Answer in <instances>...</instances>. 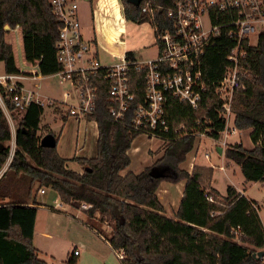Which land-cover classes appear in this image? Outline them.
I'll list each match as a JSON object with an SVG mask.
<instances>
[{
  "label": "trees",
  "instance_id": "16d2710c",
  "mask_svg": "<svg viewBox=\"0 0 264 264\" xmlns=\"http://www.w3.org/2000/svg\"><path fill=\"white\" fill-rule=\"evenodd\" d=\"M121 2L125 19L136 24L149 21L155 37L157 31L173 29L167 9L174 0H142L138 6L127 0ZM146 2L155 6L153 15L142 11ZM16 26L21 30L27 61H38L42 75L61 68L55 47L60 23L49 0H0V61L5 72L17 71L13 47L6 39L8 31ZM245 48L246 57L239 64L244 73L240 76L241 86L233 92L231 110L233 126L251 130L253 147L247 149L241 143L226 145L224 156L239 167L245 182H257L264 181V33L254 45ZM216 49L226 52L227 48L217 45ZM131 81L137 86L134 92L140 101L144 77L133 72ZM4 99L7 108L13 111L9 99ZM111 103L107 85H100L97 109L87 118L97 123L96 155L72 158L82 168L80 173L69 168L67 160L57 152L59 134L41 124L44 113L41 104L31 102L25 110L12 112L18 113L14 122L15 148L0 178V264H48L38 257L33 245L37 207L26 203L35 184L37 188L54 190L63 204L83 211L91 223L107 224L111 230L105 239L113 250L122 253V264H195L196 255L190 250H180L168 258L151 248L149 231L130 223L133 218H143V204L157 199L162 181L181 180L185 185L175 219L203 228L216 222L222 225L221 236L205 264H263V257H253L264 250V226L256 202L242 200L245 198L232 185L220 199L211 186L212 166L194 164L190 171L181 167L198 142L191 134L196 120L200 121L201 129H207L210 138L222 137L225 122L220 101L203 97L199 107L192 108L169 97L167 113L171 129L167 135L172 136L173 128L180 124L185 129L180 132L185 134L171 138L161 155L139 173L124 174L122 171L130 163L128 150L140 132L130 126L129 120L114 121L108 112ZM54 108L64 121L67 116L64 107ZM42 133L51 136L53 145L41 144ZM10 140L11 128L0 106V168L9 155ZM208 196L213 200H208Z\"/></svg>",
  "mask_w": 264,
  "mask_h": 264
},
{
  "label": "built area",
  "instance_id": "2783aa9c",
  "mask_svg": "<svg viewBox=\"0 0 264 264\" xmlns=\"http://www.w3.org/2000/svg\"><path fill=\"white\" fill-rule=\"evenodd\" d=\"M49 3L60 23L55 47L61 68L42 75L38 61H27L24 49L14 47L17 71L0 74V106L9 125L12 112L25 110L31 102L42 105L36 90L38 77L57 76L61 84H68V88L62 90L60 98L44 97L46 105L62 106L67 116L87 119L97 109L99 86L105 84L112 102L108 109L110 117L116 122L129 120L134 130L159 138L163 147L171 138L185 134L180 132L185 130L180 124L173 128L172 136L167 135L171 129L167 113L171 96L192 108H198L203 97L220 101L225 128L220 139H213L218 141L220 148L225 146L230 134L237 133L231 110L233 92L241 86L240 76L244 72L239 64L246 57L245 46L256 43H252V35L257 41L264 33V0H174L167 9L173 29L157 31L156 56L140 59L135 51L125 52L110 64L100 62L96 39L93 36L85 38L79 20L78 0H49ZM154 7L146 2L142 11L153 15ZM10 31L18 33L19 27ZM217 45L227 48L226 52L217 50ZM133 72L144 77L140 101L134 92L137 86L131 81ZM28 80L33 81L29 87L26 85ZM4 94L13 111L7 108ZM193 127L191 134L198 142L210 138L207 129L200 128L199 120ZM10 141V152L0 168V178L15 148L12 131ZM204 156L209 158L208 153ZM37 192L44 193V188H38ZM207 199L213 200L212 196ZM56 204L62 205L61 202ZM81 206L89 207L86 204ZM72 253L77 256L79 250L74 249ZM117 256L123 257L121 252Z\"/></svg>",
  "mask_w": 264,
  "mask_h": 264
},
{
  "label": "rangeland",
  "instance_id": "374dc122",
  "mask_svg": "<svg viewBox=\"0 0 264 264\" xmlns=\"http://www.w3.org/2000/svg\"><path fill=\"white\" fill-rule=\"evenodd\" d=\"M78 7L79 20L83 26L84 36L86 39L90 38L91 36L96 39L97 49L99 52L98 57L101 63L110 64L116 62L119 59L118 56L120 54L132 51H135L136 56L140 59H148L156 56V37L154 35V28L149 21L136 24L131 21H124L121 19L120 24H112V22L116 20V17L103 9L101 11L97 9L93 15L91 14L92 3L90 1L78 0ZM12 32L13 31L10 30L8 31L6 39L13 42L12 37H14V33ZM111 37H113V40H111ZM251 41L252 43H255L256 37L252 35ZM12 45L14 48L16 42ZM3 72L4 66L0 61V74ZM31 84L32 82H28V86ZM39 84H42L45 88V90L42 89L45 95L48 93L53 95L54 98H60L62 90L68 88L67 83L60 84L59 78L57 76L46 77L44 81L39 82ZM36 90H38V87ZM47 96L48 95L40 97V100H42V104L44 106L41 124H47L49 128H51L55 133L59 134V136L66 135L70 140V138L74 137L76 127H68L69 123L67 121L61 120V114L55 110L56 108H54L52 105H46L44 97ZM17 114L18 113H12V121H10L11 131L13 134L15 126L14 122ZM42 136L45 137L47 135L46 133H42ZM226 140L225 146L233 143H241L247 149L253 147L250 130L237 129V133L230 134ZM69 142V145L71 146V140ZM217 142L218 141H214L211 138H204L200 142H197L193 149L187 154V158L181 164V166L183 167L187 160L195 154H197V156H195L196 159L194 158L195 161L194 159H191V163L197 162V160L206 164L211 163L214 167L211 183L212 186L218 191V197L221 199L226 195V189L229 185L241 189V191H243L245 194V199L242 200L249 199L256 202V206L264 226V181L245 182L239 167L232 162L226 161L224 155L221 156L217 152ZM9 145L11 146V141ZM225 146L221 145L223 154ZM162 148V142L159 138L150 137L146 134L140 133L133 139L128 150V155L130 158V163L128 166H131L137 162H140L143 165H151L153 160L161 155ZM13 153L14 150L12 151V154ZM204 153H208L210 157L205 158ZM67 161L70 163L71 159L69 158ZM220 166H222V168ZM45 191L46 192L44 194L39 192L37 193V201L47 205H54L52 201L56 196V192L50 188H47ZM56 200L59 201L57 198ZM62 207L64 212L67 211L66 214L51 210L48 207L41 208L39 211L40 223L45 227L46 231L50 233V235H43L37 233L36 231L33 245L37 250V255L39 258L45 260L48 264H121V261L117 256L118 251H113L111 256L106 257L105 254H102V252L98 251L96 246L88 242L86 238L88 233L83 226L90 227L89 224L91 222L83 215V213L74 212L73 210L75 209L67 207L63 203ZM74 214H77L79 217L76 219V221L73 219ZM104 225L105 226L103 227L101 224L96 225L91 223V227L106 238L111 229L106 226V224ZM131 225L136 228H140V219L135 218L131 222ZM166 226V223H162V225L159 226L160 230H157V227H155V230H152L151 234H149L151 243L150 247H157L159 252L162 251V247L165 245L164 241L160 240V237L162 236L160 232L162 230L163 232L168 230ZM221 228V223L216 222L211 225L207 231L198 230L195 231L196 233H192V236L196 235L198 238V246H192L190 249V251L194 252L196 255L195 264H205V262L210 258L213 253V245L221 236ZM82 241L86 243L89 249L88 257H86V260L82 261V256H80L75 262H70L69 257L71 256L74 247H78L83 255L84 249L80 244ZM182 249L184 248L180 247L179 250ZM173 255L174 253H171L169 256H165L171 258L174 257ZM262 257L264 258V256Z\"/></svg>",
  "mask_w": 264,
  "mask_h": 264
},
{
  "label": "crops",
  "instance_id": "0c3cea01",
  "mask_svg": "<svg viewBox=\"0 0 264 264\" xmlns=\"http://www.w3.org/2000/svg\"><path fill=\"white\" fill-rule=\"evenodd\" d=\"M107 1H109V2H107ZM107 1L106 0H92L91 1V3H92L91 14L93 15V13L97 9L99 11H101L103 9V10L107 11L108 13H110L111 15L116 17L115 18L116 20H114L112 22V24L113 23L120 24L121 19L125 21L126 19L124 17V13L122 11L123 7L121 6L122 5L121 0H112V1L107 0ZM12 33H14V32H12ZM13 35H14V37H12L13 42L11 40L10 41L7 40V41L9 43H11V45L16 42V45H14L15 47L18 46L20 48L21 47L23 48L20 28H19V32L18 33L16 32ZM111 40H113V37H111ZM12 47H13V45H12ZM13 52H14V48H13ZM38 78L39 79L36 80V83L39 85L37 91L39 92L40 96L48 95L47 97L52 98L53 95H51V94L47 93L45 95V93L42 91V89L45 90V88L43 87L42 84H39V82L44 81L46 76H41V78L40 77H38ZM28 82L33 83V81L28 80V81H26L27 86H28ZM42 106H43V104H42ZM64 121H67L69 123L68 127H76V130H75V133L73 132L74 137L70 138L71 146L69 145L70 140L68 139V136H66V135L59 136L57 143H56L57 152L59 153V155L61 157L65 158L66 160L70 158L71 159L70 163H69V161H66L68 167L80 173V172H82V168L78 165V163L76 161L72 160V158L74 156L93 157L96 155L97 123L94 120L84 119V118L79 119V118H75L72 116H66ZM13 136L15 139L14 134H13ZM135 146H137V145H135ZM216 147H217V149L220 148L218 145H216ZM218 153L221 156L224 155L222 153V149H221V152H218ZM195 155L197 156V154H195ZM194 158H195L194 155H192L187 160L186 164L183 167L182 166L181 167L190 171V169L192 168V166L194 164L212 166L211 163L206 164V163L200 162L198 160H197V162L191 163L190 162L191 159H194ZM195 159H194V161H195ZM225 160H226V158H225ZM154 161H155V159L153 160V162ZM145 163H147V162H145ZM143 166L146 167L149 165L148 164L143 165L142 163L137 162V163L125 168L122 171V173L123 174L127 173V172L139 173L140 171H142L144 169ZM159 167H162V166H159ZM220 167L222 168V166H220ZM168 169H170V168H168ZM166 170H167V167H166ZM184 185H185V182L183 180L177 181V182L162 181L160 183L159 188H158L157 193H156L157 199L143 204L144 216H143V218H139L140 223H141L140 228H146L149 231V234H151L152 230H155V227H157V230H160L159 226H161L162 223L163 224L166 223V225H167L166 227L168 228V230H165L164 232L162 230L160 232L162 234V236L160 237V240L164 241V243H165V245L162 247L161 252L164 253L166 256L171 255V253H174L173 256H175V254L178 251H180L179 250L180 247L184 248L182 250H190L192 246L193 247L198 246V244H197L198 238L196 237V235L192 236V233L195 231H198V230L199 231H207L211 227V226L209 228L198 227L192 223L179 221V220L175 219L174 213L176 212L177 207L179 205ZM211 186H212V183H211ZM213 188H215V187H213ZM234 188L244 197L245 194L243 191H241V189L236 188V187H234ZM36 189H37V185L35 184L33 187V190H32V195L30 197L26 198L27 205L37 207V214H36L34 231H33V240H34L36 231L39 234L50 235V233H48V231H46L45 227L42 226L40 223L39 211L41 208H47L48 207L51 210L63 212L65 214L67 212V211L64 212V209H62L63 208L62 205L59 207L56 204V202H61L57 194L53 198V201H52L54 205H47L45 203L37 201V193L38 192L36 191ZM46 189L47 188L44 189V193L46 192L45 191ZM44 193H41V194H44ZM56 198L59 201H57ZM34 202H36V203H34ZM240 203H242V200L240 201ZM51 207H53L54 209ZM73 211L78 212V213L81 212L86 217V214L81 210H73ZM78 218H79L78 215L74 214L73 219L76 221V219H78ZM134 219L135 218L131 219L130 223ZM104 224L105 223H103L101 225L104 227L105 226ZM106 226H108V225L106 224ZM83 227L87 230L88 234H87L86 238H87L88 242L90 244H93L94 246H96L98 248V251L102 252V254H105L106 257L111 256L113 251H116V250H113L111 248V246L109 245V243L105 239V237H103L95 229H92V228L87 227V226H83ZM107 233H109V232H107ZM149 237H150V235H149ZM80 244H81V247L84 249L83 255H82V252L78 249V247H74L73 250L74 249L79 250V255L73 256V253H71V256L69 257L70 262H75L80 256H82V261L86 260V257H88L89 249H88L86 243L82 241V242H80ZM151 248L158 250V248L155 246H152ZM119 252L120 251H118V253Z\"/></svg>",
  "mask_w": 264,
  "mask_h": 264
},
{
  "label": "water",
  "instance_id": "95a60500",
  "mask_svg": "<svg viewBox=\"0 0 264 264\" xmlns=\"http://www.w3.org/2000/svg\"><path fill=\"white\" fill-rule=\"evenodd\" d=\"M127 1L129 3L134 4L135 6H138L142 0H127ZM41 144L43 146H51V145H53V140H52L51 136L47 135V136L43 137ZM217 151L221 152V148H218ZM263 255H264V251L260 250L257 253H254L253 257H255L256 259H260V258H262Z\"/></svg>",
  "mask_w": 264,
  "mask_h": 264
}]
</instances>
